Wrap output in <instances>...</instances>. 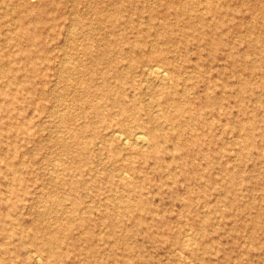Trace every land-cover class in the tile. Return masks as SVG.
Here are the masks:
<instances>
[{"label":"rangeland","instance_id":"1","mask_svg":"<svg viewBox=\"0 0 264 264\" xmlns=\"http://www.w3.org/2000/svg\"><path fill=\"white\" fill-rule=\"evenodd\" d=\"M263 75L264 0H0V264H264Z\"/></svg>","mask_w":264,"mask_h":264},{"label":"bare ground","instance_id":"2","mask_svg":"<svg viewBox=\"0 0 264 264\" xmlns=\"http://www.w3.org/2000/svg\"><path fill=\"white\" fill-rule=\"evenodd\" d=\"M208 8V7H206ZM183 14V9L181 8L179 11H177V15L178 16H182ZM159 56V59H161L162 61H164V58ZM133 64V63H132ZM149 74H152L156 77L162 78L163 76H166L168 74H170V70L169 67L165 64H160V63H156L153 65H149ZM264 76V75H263ZM120 80H125L124 76H120L119 77ZM112 126V135L113 137L116 136L115 138L121 142L124 145L129 146L130 143H134V144H146L147 141V137L142 133L141 131H136V133H134L133 137L130 139L129 138V134L126 133L127 131L125 129H123L124 126H122L119 123H116L111 125ZM129 128V127H128ZM151 134H155L154 129H151Z\"/></svg>","mask_w":264,"mask_h":264}]
</instances>
